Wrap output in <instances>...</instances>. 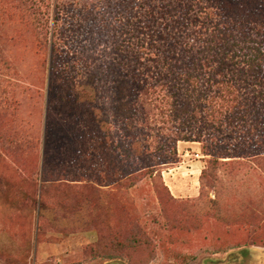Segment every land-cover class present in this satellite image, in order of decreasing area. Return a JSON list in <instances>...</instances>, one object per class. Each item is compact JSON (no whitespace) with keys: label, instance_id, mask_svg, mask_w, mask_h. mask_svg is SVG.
<instances>
[{"label":"rangeland","instance_id":"374dc122","mask_svg":"<svg viewBox=\"0 0 264 264\" xmlns=\"http://www.w3.org/2000/svg\"><path fill=\"white\" fill-rule=\"evenodd\" d=\"M186 2L0 0V264H264V97L163 92L217 33Z\"/></svg>","mask_w":264,"mask_h":264},{"label":"trees","instance_id":"16d2710c","mask_svg":"<svg viewBox=\"0 0 264 264\" xmlns=\"http://www.w3.org/2000/svg\"><path fill=\"white\" fill-rule=\"evenodd\" d=\"M192 1L188 0L186 4ZM208 3L211 7L204 8L205 12H200L201 15L197 17L210 21L211 27H214L215 32L217 31L211 41L212 47L196 50V45L192 44L189 49L194 55L201 53V56L205 57L199 56L194 60H188L178 69L175 61L171 59L172 62H168L165 59V66L170 67H167L168 80L163 84V89L165 88L163 92H171L175 99L177 95L186 96L183 98L184 106L176 115L177 119H181L183 113L187 112L195 116L202 108V99L207 97V92L212 94L209 103H217V100H221L224 104L226 102L227 106H233L238 113L239 111L248 113L251 104L248 97H257V100L264 97V16L254 15V12L241 16L224 7L220 0H208ZM214 17H218L219 20L215 21ZM249 27L256 31V39H252L248 33L251 30ZM259 33L263 35H258ZM12 69L15 72V68ZM10 79L8 78L9 81ZM142 81L147 84L145 79L142 78ZM142 84H138L140 89ZM154 89L155 85H151L142 90L141 95H151L155 93ZM174 89L178 92L173 93ZM148 90L153 92L150 94ZM223 95L228 98L225 100ZM163 97L168 101V96L163 95ZM215 113L221 114V111H215L211 106L208 114L213 116ZM240 118L244 120L242 122L247 120L242 115ZM189 124L190 121L185 119L179 122L180 126L177 128L184 130ZM188 139L189 137H184L182 140L188 141Z\"/></svg>","mask_w":264,"mask_h":264}]
</instances>
